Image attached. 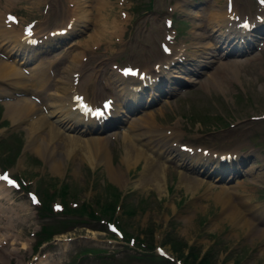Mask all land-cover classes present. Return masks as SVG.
<instances>
[{"label": "rangeland", "instance_id": "rangeland-1", "mask_svg": "<svg viewBox=\"0 0 264 264\" xmlns=\"http://www.w3.org/2000/svg\"><path fill=\"white\" fill-rule=\"evenodd\" d=\"M106 1L110 3L102 8L100 1L88 0L87 25L80 30L84 19H79L74 30L78 29L71 34L75 39L68 43L72 45L49 50L41 56L55 73V68L62 69L68 62H75L72 59L76 51L71 46L77 43V49L82 48L87 58L75 68L79 72L75 85L81 78L79 91L96 103L108 96L114 98L117 89L110 79L101 81L95 77L98 73L95 71L103 63L108 67L129 65L150 70L152 63L167 58L161 54L159 42L171 31H175V43H185L188 51L193 52L197 49L191 34L194 22L188 15L192 12L187 9L200 8L195 21L204 23L202 30L208 35L205 27L208 13L224 6V0H152L151 9L145 11L143 5L147 0ZM4 4V0H0V12L6 10L16 15V27L22 28L33 22L37 35L66 24L68 5L71 6L68 0H13L8 9ZM231 4L236 17L245 19L247 25L250 20L256 21L258 15L264 17V5H259L256 0H231ZM121 11L126 14L125 18L120 15ZM106 15L108 22L111 19L118 21L121 26L119 36L103 37L95 45L85 44L89 35L95 33V18ZM166 19L171 20V28L164 25ZM241 25L242 35L247 37L249 27ZM260 29L263 28L255 27V30ZM254 33L251 30L250 48L243 46L242 38L234 40L235 44L242 43L241 52H234L236 47H233L232 51L216 55L218 60L195 73L194 80L178 81V86L172 84L170 78L164 79L161 87L166 85L164 89L172 88V92L141 104L144 107L138 113L134 111L135 115L151 111L157 125L178 128L180 138L177 141L181 145L215 154L238 153L234 161L236 170L232 169L234 175L230 174L225 183L210 174L189 171L186 172L188 176L201 180V184L193 189L189 183L180 181L178 173L182 168L168 162L164 186L160 190V181H154L158 176L152 175L155 169L144 170L142 162L126 168L121 162L123 124H117L101 135L106 138L108 162L123 170L127 182L116 183L103 161L80 159L78 152H68L67 156L65 152L55 154L60 166L51 168L48 159L27 146L24 125L28 122L12 123L11 116L5 112L4 100L0 98V171L7 169L8 174H17L25 182V190L21 191L4 185L6 181L2 178L5 182L0 181V264H166L164 258H160L162 256L171 257L167 264H182L179 256L191 249L196 257L207 252V261L214 264H264V233L260 234L252 225L251 228L240 225L236 228L223 217L219 202L209 194L227 184L239 192L233 200L239 213H245L247 206L261 208L264 205V175L253 181L247 172L252 166L264 172V158L261 159L264 157V34ZM204 41L210 43L209 38ZM207 51L209 48L195 52L203 55L202 52ZM219 72V78L206 80L209 74ZM86 75H91L90 79ZM237 172L240 174L236 175ZM61 183L68 185V202L72 206L85 202L99 213L104 204L113 201V212L119 221L106 218L110 210L101 215L99 222L85 213L53 215L47 208L39 209V216L26 191L34 192L39 199V193L46 196V189L57 190ZM113 186L119 198L113 197ZM244 195L251 198L241 205L240 196ZM52 198L53 203L61 202L56 194ZM255 207V215L259 216ZM260 213H263L262 209ZM262 215L263 222H254L264 230ZM245 216L251 220L250 216ZM104 221L112 222L123 235L130 236L129 240L134 239L133 242L107 232ZM44 222L46 229L39 230ZM136 239L147 242V248L141 247V241ZM171 242L178 243L179 250H174L177 248L172 247ZM156 247L161 248V255L155 251Z\"/></svg>", "mask_w": 264, "mask_h": 264}, {"label": "bare ground", "instance_id": "bare-ground-1", "mask_svg": "<svg viewBox=\"0 0 264 264\" xmlns=\"http://www.w3.org/2000/svg\"><path fill=\"white\" fill-rule=\"evenodd\" d=\"M11 1L13 0H4V8L8 9ZM68 1L71 5L70 7L68 5L69 13L67 18L68 23H71L70 28H65L66 32L64 34L60 33V35L58 34L53 37H48L47 33L43 35H33V32L25 34L22 31L23 29L16 27L17 24L15 21L5 19L6 10L0 12V54L4 55V58L0 56L4 59V61L0 59V96L5 98L3 102L5 112L11 116L12 123L28 122L24 125L28 141L27 146L33 147L39 155L45 157L46 160L48 159V164L51 168L56 169L60 166L58 156H55V154L65 152L64 155L67 156L69 155L68 152H78L81 153L80 156H77L80 159L87 160L96 158L103 161L110 177L116 183L122 185L128 179L125 178L126 176H123L122 169L114 168L108 162L109 156L106 147V138L101 135L104 124H99V121L88 118L87 113H82L81 109L75 105L77 102H83L86 103L87 109L90 108L91 111L98 110V105L89 103L88 99L84 98V94L79 91L78 86L81 78H79L77 85H75L78 72L75 68L84 56L83 49H77V43H73L71 47H74L76 53H74L72 61L75 62H68L57 74L53 72L51 66H48L47 62L45 63L43 62L44 60H41L44 51L47 53L46 50L51 46H57L59 49V47L66 48L72 45V43L68 44L71 40L69 35L78 29L74 30L77 27L79 19H84L80 30L84 29L87 25L90 14L88 11V0ZM97 1H100L99 4L102 8L110 3V1L106 0ZM232 9L227 10L224 6L221 9L213 8L208 13L205 22L208 35L202 30L204 23L202 21H195L198 18L200 8L187 9V11L192 12L188 15L192 17L194 22L191 34L195 41H193L194 45L197 47L195 51L206 48H209V51L202 52L204 54L201 55L199 52H189L185 43L171 44L170 42L167 59L154 63L160 62V64H168L173 62L175 65L171 69L164 70L165 77H159V80L155 83L156 87H153L151 82L140 83L138 80L134 83V77H132L134 79H131L125 78V75L119 76L114 69V65L108 67L106 63H103L100 69L95 71L98 72L97 76L95 75L96 78L101 81L108 78L117 87V101L114 105H110L115 114L107 124L114 122L116 125H125L121 133L123 143L121 162L126 168L135 165L137 162H142L144 170L155 169L156 172L153 171L152 175L154 177L158 176V179L154 181H160L158 186L160 190L164 186V173L167 169L168 162H172L174 165L182 168L178 173L180 181H184L185 184L189 183L193 189L201 184V180L188 176L186 172L212 174V178H219L223 183L227 182L226 179L229 176L234 175L232 169L235 168V165L231 162H221L212 153L203 152L202 149L196 150L181 146L179 141H177L180 138L179 129L176 127L169 128L157 125L154 121V114L151 111H144V113H140L141 115H135V113H138L144 107L141 105L144 104L143 101L156 99L162 95L160 90L163 91L167 87L166 85L163 88L160 86V83L164 79H172V84L176 82V79L179 81H183L184 79L187 81L194 80L193 75L195 73L198 74L200 70L208 65L212 66L211 64L217 59L216 55L232 51L233 47H236L234 50L240 53L241 50L239 47L242 43L235 44L234 40H240L242 38L241 40H244L245 43L243 46L250 48L252 46L250 43L253 40L252 38L250 40L249 37L251 30L258 34H264V29L253 30L249 27L247 29V37L244 38L242 35L243 31L239 29L236 21L233 20L235 19V12ZM125 17L126 14L123 18ZM95 19V33L89 35L85 44L95 45L103 37L119 36L121 26L117 24L118 21L111 19V22H108V15L106 17L97 16ZM237 20L241 21V19ZM252 22L253 20H250L249 24H252ZM63 25L54 29L59 31V28H63ZM225 27H227L226 30H224ZM26 37H28V41L34 44L25 43L24 39ZM39 37H41L40 43L38 42ZM205 38H209L210 43L204 41ZM248 41L249 43L246 44ZM211 42H213L212 45ZM181 58H184L183 63L178 61ZM210 58L213 59L209 60ZM190 60L193 61V64L188 63ZM236 63L239 62L236 61ZM26 65L28 67H25ZM54 75L57 76L54 77ZM219 76L220 72L218 74H209L206 80L208 81L210 79L209 81H214ZM52 77L54 78L52 79ZM86 77L90 79L91 75H86ZM133 85L135 86L132 87ZM170 86L172 85H168V87ZM42 107L46 109V112L42 111ZM135 110L136 112L134 113ZM237 157L238 153L231 152L229 154V158H235V161ZM263 158L261 157V159ZM222 163L227 164L225 169ZM254 167H249L247 172L252 176L253 181H257L262 178L264 172ZM254 169L257 171H254ZM224 171H226V174H224ZM140 174L143 176L144 172H140ZM209 194L213 196L215 201L219 202L223 217H226L233 225H236V228L237 225L246 228L253 226L252 228H255L263 235L264 230L259 228L254 220H262L260 215L263 214L262 216H264V205L261 208L247 206L244 210L245 213H239L233 203V200L239 196V192L227 184H222L219 190L215 192L209 191ZM250 198V195L240 196L241 205L246 204V200ZM254 207L258 210L257 213L259 216L255 215L256 211L253 209ZM261 209L263 213H260ZM246 214L251 217V220L246 218ZM8 224L10 223L8 222ZM62 245H66V243H62Z\"/></svg>", "mask_w": 264, "mask_h": 264}, {"label": "trees", "instance_id": "trees-1", "mask_svg": "<svg viewBox=\"0 0 264 264\" xmlns=\"http://www.w3.org/2000/svg\"><path fill=\"white\" fill-rule=\"evenodd\" d=\"M17 154V150L13 156V159L15 157V155ZM112 191H113V197L114 198H117L118 197V191L113 189V187L111 188ZM68 185L65 184V183H62L60 184V186L57 188V190L54 188L53 190H50L48 191L46 189V196L44 195V193H39V199H38V204L39 206H37L38 208V212L40 214V211L39 209H42L43 208H47V210L49 211L50 214H53L55 215L56 213H60V214H65V213H71V214H79V213H85L88 217L92 218L93 220L95 221H98L101 219V215L102 214H106V212L108 210H110L111 212H109L108 214H106V218L108 217V219H110L111 217L112 218H116L118 221V217H115L114 216V213H113V206L111 205L112 202H108L107 204H104L102 207H101V211H99V213L95 212L94 209L86 204L85 202L83 203H79L78 205L76 206H72V204H69L68 202ZM58 195L60 197V206H58V209H53L50 207V203L53 201L54 198H52L54 195ZM102 212V213H101ZM104 216V218H105ZM61 225H63V223H61ZM41 229H46V224H44ZM147 243V242H146ZM148 244V243H147ZM171 246L172 247H175L177 249H174V250H179V244L178 243H174V242H171ZM199 254V253H198ZM203 255L198 257L194 256L192 254V249L189 250L185 255L183 256H179V259L181 261L182 264H214V263H211L209 261H207V252H203L202 253ZM157 259H159L157 256H156ZM165 261V260H164ZM166 264H167V261H165ZM161 264H164V263H161Z\"/></svg>", "mask_w": 264, "mask_h": 264}, {"label": "snow or ice", "instance_id": "snow-or-ice-1", "mask_svg": "<svg viewBox=\"0 0 264 264\" xmlns=\"http://www.w3.org/2000/svg\"><path fill=\"white\" fill-rule=\"evenodd\" d=\"M8 19L14 21V18L11 17V16H9ZM126 74H127V73H126ZM133 74H134V73H133ZM105 107H107V105H105Z\"/></svg>", "mask_w": 264, "mask_h": 264}]
</instances>
